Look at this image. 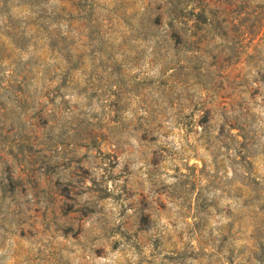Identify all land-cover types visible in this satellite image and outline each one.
<instances>
[{
	"label": "rangeland",
	"instance_id": "374dc122",
	"mask_svg": "<svg viewBox=\"0 0 264 264\" xmlns=\"http://www.w3.org/2000/svg\"><path fill=\"white\" fill-rule=\"evenodd\" d=\"M0 157V264H264V0H0Z\"/></svg>",
	"mask_w": 264,
	"mask_h": 264
},
{
	"label": "trees",
	"instance_id": "16d2710c",
	"mask_svg": "<svg viewBox=\"0 0 264 264\" xmlns=\"http://www.w3.org/2000/svg\"><path fill=\"white\" fill-rule=\"evenodd\" d=\"M1 158V157H0ZM7 178H8V180H11L12 179V173L11 172H9L8 174H7Z\"/></svg>",
	"mask_w": 264,
	"mask_h": 264
}]
</instances>
